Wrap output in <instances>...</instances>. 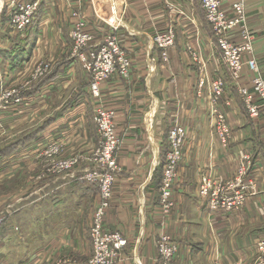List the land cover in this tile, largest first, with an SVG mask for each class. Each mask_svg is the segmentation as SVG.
Masks as SVG:
<instances>
[{"label": "crops", "instance_id": "crops-1", "mask_svg": "<svg viewBox=\"0 0 264 264\" xmlns=\"http://www.w3.org/2000/svg\"><path fill=\"white\" fill-rule=\"evenodd\" d=\"M81 1L82 6L77 0H43L35 24L21 34L12 30L8 9L0 16V87L25 86L36 62H53L50 74L26 92L28 103L20 114L0 110L4 131L39 125L19 138L23 142L20 153L1 160L2 165L11 166L7 176L25 162L38 164V152L50 142H67L69 153L92 150L95 134L98 137L93 116L101 103L116 111L123 138L118 152L121 170L105 221L107 229L121 230L128 239L123 259L116 264H154L157 242L164 232L175 234L179 242L174 264H264L258 249L264 240V117L250 116L240 92L241 87L252 90L254 74L245 64L239 79L231 77L200 0ZM231 2L222 0V7L230 11ZM169 5L174 8L170 10ZM112 6L115 13L110 19L120 20L116 32L105 18ZM80 7L96 38L115 32L132 61L130 76L112 75L102 85L99 100L92 97L90 75L70 56L71 11ZM247 15L264 76V0H247ZM169 27L175 28L177 38L170 60L164 62L153 39ZM218 77L226 80V97L234 104L228 107L233 130L228 147L212 128L208 88L199 92L198 87L201 81ZM254 100L259 101L255 94ZM173 119L185 125L187 137L174 188L176 208L165 216L160 205L161 174ZM247 151L253 157L248 177L257 181L258 192L241 211L210 213L199 192L202 174L219 180L232 178ZM85 170L54 177L49 196L44 183L37 182L42 189H37L36 199L17 211L25 230L36 240L35 252L29 259L22 253L16 264H50L64 247L82 257L91 255L87 234L91 218L86 212L98 187L79 179ZM44 210L51 212L52 223ZM59 243L63 247L58 249ZM7 247L15 252L12 245Z\"/></svg>", "mask_w": 264, "mask_h": 264}, {"label": "built area", "instance_id": "built-area-1", "mask_svg": "<svg viewBox=\"0 0 264 264\" xmlns=\"http://www.w3.org/2000/svg\"><path fill=\"white\" fill-rule=\"evenodd\" d=\"M42 1L0 0V14L8 9L12 30L23 33L36 22ZM200 3L207 22L211 24L217 47L221 51L223 62L227 65L231 77L235 80L239 79L245 64L254 73L252 90L259 101L254 100V94L252 95L246 87H241L240 92L250 116L264 117V76L255 55V36L248 26L246 0H232L231 12L222 7V0H200ZM71 23L73 41L71 55L90 75L92 97L99 100L102 85L112 75L118 73L125 78L130 76L132 61L123 48L120 38L114 33L106 35L103 39H97L91 33L93 30L90 29L81 7L71 11ZM110 25L114 31L119 29V21L111 22ZM175 32L174 27H169L153 39V43L161 50L164 62H168L171 58L170 51L175 46L177 38ZM188 51L196 58V53L190 46ZM51 71L50 62L47 60L38 62L31 75L32 79L26 82V86L30 87L32 80H41ZM204 86L208 88L207 98L212 128L221 144L228 147L233 138L228 107L234 104L230 97H226L227 82L222 77L213 78L207 83L201 81L198 85L199 92H202ZM21 94L22 91L18 88L1 90L0 110L5 111L14 104H20L23 101ZM116 117L117 113L114 109L107 108L101 103L97 105L95 123L100 137V144L95 154L97 163L85 170L86 179L83 178L90 183H98L101 195L93 215L91 237L94 252L89 264H116L123 259V250L128 245V239L121 230H109L104 222L106 210L112 203L116 177L121 170L116 152L120 149L123 138L117 131ZM186 137L187 128L179 119H176L168 132L169 148L160 187V205L165 216L176 208L173 198L174 188ZM54 152H58L57 147L54 148ZM77 163L78 159L74 157L64 162L61 167H72ZM252 167L253 157L247 151L232 178L219 180L210 173L202 174L199 192L210 213H232L244 208L249 197L256 194L258 189L257 181L249 177L247 179ZM157 247L158 253L154 264H173L180 250L176 235L164 232L159 236ZM258 249L264 262V240L260 241ZM216 264H222V262L217 261Z\"/></svg>", "mask_w": 264, "mask_h": 264}, {"label": "rangeland", "instance_id": "rangeland-1", "mask_svg": "<svg viewBox=\"0 0 264 264\" xmlns=\"http://www.w3.org/2000/svg\"><path fill=\"white\" fill-rule=\"evenodd\" d=\"M77 1L82 6V1L81 0H77ZM109 1L111 2V0H109ZM246 2H247V0H246ZM167 7L170 10H172L174 8L171 5H169ZM230 12H231V10H230ZM114 13H115L114 7L112 6L110 8V14L105 18L109 21H112L110 18L112 16L111 14H114ZM0 16H1V14H0ZM86 20H87V18H86ZM116 20L120 22L118 17L116 19H114L112 22H115ZM248 22H249V19H248ZM87 23L92 26L89 19L87 20ZM115 32H112V33H114L116 35ZM91 33L95 36V33L93 31H91ZM116 36H118V35H116ZM70 56L72 57V55H70ZM160 56L162 59L161 50H160ZM247 58L248 57H246V59ZM40 61H42V60H40ZM40 61H38V62H40ZM38 62H36L35 66L37 65ZM47 62H50L51 69H53V62L48 60V59H47ZM35 66H34V68H35ZM34 68H33V70H34ZM33 70H32V72L28 78L29 80L32 79L31 75L33 73ZM47 75H48V73L46 74V76ZM39 80H32V82L30 84H32L34 86V84L36 82H38ZM25 86H26V84H25ZM25 86L17 85V86L8 87V88L7 87L6 88L0 87V91L1 90H8L10 88H18L19 90L22 91L21 95H22L23 101L20 104H14L8 110H5L6 113L8 112V113H13V114L14 113L20 114L23 107L26 106V104L28 103L27 102L28 96L26 95V92L30 89V87H26V88H28V89H26ZM243 103H244V101H243ZM245 108H246V106H245ZM246 110H247V108H246ZM93 119L95 122V112H94ZM171 121L174 124L175 120L173 119ZM38 128H39L38 123H34L32 126L27 127L25 129L15 128V129H12V131L10 130V132L9 131L7 132V131L3 130V124L0 120V150L2 148L9 146L12 143L18 141L19 138L28 135L29 133L37 130ZM92 130H93V128H92ZM117 131H118V129H117ZM96 133L98 134V137H96V134H95L94 146L92 147V150H90L88 153L78 152L77 150H75L76 152L69 153V147H67V142H65V141L64 142L63 141L62 142H57V141L50 142L49 144L44 146V148H42L38 152V157H39L37 159L38 164H27L25 162V165H23V166H20L21 164L19 166H15L13 169V172L11 173L12 175H10V176H7V174L5 172L6 171L8 172V170H9V168H11V166L8 168V166H9L8 163H4L2 165L3 162H1V160L6 158V156H8V155H10L16 151L18 153H20L22 151V148H21L22 146H20L19 148L13 150L12 152H10L6 155L3 154V156L0 157V264H16L17 261L21 258L22 253H25V255H26V257H28V259H29V257L33 256V253L35 252L34 250L36 247L35 246L36 240L33 238V236H31L29 234L28 231L25 230V228H24L25 224H24V222H22L20 220L21 218L19 217V214L17 213V211L18 212L21 211V208L23 206H25L27 203L34 201L36 199L37 189H40V188L42 189V185L46 187V190H47L46 196H49V194L52 193V187H53L52 182L55 180V179H53L54 177L55 178L56 177H63L64 175L71 173V172H74L76 170H79L80 168H84V167H85V169L90 168L93 166L94 163H97L95 154H96L97 149H98L99 144H100L99 130L97 128V125H96ZM121 138H122V136H121ZM53 145H56V146L51 149L50 147ZM56 147L58 148V152H54V148H56ZM118 151L119 150H117V152H116L117 153V159H118ZM183 153H184V150H183ZM166 154H167V152H166ZM74 157L78 159V163L76 166L74 165L72 167H66V166L63 168L61 167L64 162H66V161H68ZM182 159H183V156H182ZM165 161H166V156H165ZM118 163H119V160H118ZM180 163L181 162H179V164H178V170H179ZM119 166H120V164H119ZM177 174H178V172H177ZM83 178L86 179L85 175H81L79 177L80 180H82L84 182H88V181L84 180ZM247 179H248V176H247ZM253 180L256 181L255 179H253ZM38 181H40L41 184L44 183L39 188H37V182ZM94 184H96L98 187L97 188L98 194L95 196V198L91 202L89 209L86 212V215L90 214L89 217L91 218V225L87 230V234L91 238V247H92L91 255H87L85 257H82L81 255L74 253L75 252L74 249L70 248V250L67 251L64 247L63 250H61L59 253H57L58 256H56L55 258L50 260V262H49L50 264H83V263L89 264L90 259L93 255V252H94L93 240L91 237L93 215H94L95 209L98 207V204L101 200L99 184L98 183H94ZM257 192H258V189H257ZM113 193H114V188H113ZM27 197H28V199H27ZM46 198H48V197H46ZM108 209L106 210V216H105L104 222L106 221ZM44 213L46 214V217L49 218L50 223H52L54 217L51 215V212L49 213V212H47V210H44ZM44 213L42 212L43 215H44ZM33 215H36V212H34ZM39 215H41V214H39ZM8 245H12L13 246L12 251H15V252L11 253L10 251H8V247H7ZM52 247H53V245H52ZM62 247H63V245H61V243H59L56 246V248H58V249L62 248ZM157 253H158V247H157Z\"/></svg>", "mask_w": 264, "mask_h": 264}, {"label": "trees", "instance_id": "trees-1", "mask_svg": "<svg viewBox=\"0 0 264 264\" xmlns=\"http://www.w3.org/2000/svg\"><path fill=\"white\" fill-rule=\"evenodd\" d=\"M3 14L5 15V13H3ZM34 24H35V23H34ZM19 34H21V33H19ZM22 144H23L22 139H19L18 141H16V142L10 144L9 146H7V147H5V148H2V149L0 150V154H1L0 157L3 156V154L6 155V154L12 152L13 150L19 148L20 146H22ZM165 154H166V152H165ZM164 165H165V156H164V162H162V167H164ZM160 172H161V169H160ZM162 175H163V174H161V176H162ZM161 176H160V178H161ZM160 178H159V179H160Z\"/></svg>", "mask_w": 264, "mask_h": 264}, {"label": "bare ground", "instance_id": "bare-ground-1", "mask_svg": "<svg viewBox=\"0 0 264 264\" xmlns=\"http://www.w3.org/2000/svg\"><path fill=\"white\" fill-rule=\"evenodd\" d=\"M0 7H1V3H0Z\"/></svg>", "mask_w": 264, "mask_h": 264}]
</instances>
